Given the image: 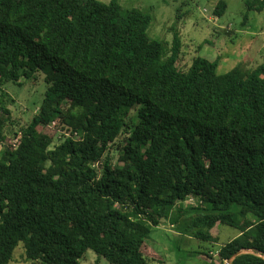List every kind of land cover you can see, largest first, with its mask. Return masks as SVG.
I'll return each instance as SVG.
<instances>
[{
	"label": "trees",
	"instance_id": "trees-1",
	"mask_svg": "<svg viewBox=\"0 0 264 264\" xmlns=\"http://www.w3.org/2000/svg\"><path fill=\"white\" fill-rule=\"evenodd\" d=\"M246 6L264 12V0ZM226 8L219 0L213 13ZM152 19L118 0H0V83L37 72L46 83L14 143L0 98V264L20 243L38 264H81L87 250L111 264H163L148 243L161 219L208 243L215 226L237 229L201 253L210 264H264V51L252 70L217 74V59L197 56L183 71L179 33L170 46L151 38Z\"/></svg>",
	"mask_w": 264,
	"mask_h": 264
},
{
	"label": "rangeland",
	"instance_id": "rangeland-1",
	"mask_svg": "<svg viewBox=\"0 0 264 264\" xmlns=\"http://www.w3.org/2000/svg\"><path fill=\"white\" fill-rule=\"evenodd\" d=\"M107 2L109 0H101ZM219 0H118L124 7H137L152 14L148 29L151 38L165 41L170 46L175 32L181 38V51L177 67L187 71L193 58L205 57L218 60L216 73L224 74L237 64L252 70L262 62L264 51V12L248 10L247 0H225L227 8L222 16L213 13ZM46 91L44 74L37 72L30 78L21 77L18 83H0V98L11 111V123L5 129L7 142L14 143V133L27 125L38 112ZM122 114L126 122L136 120V106H130ZM53 138V144L62 140V134L53 125L44 128ZM125 135L111 145L110 158L118 165L120 146ZM2 149V146H0ZM185 203H196V198L189 197ZM220 231V232H219ZM217 235L213 243L202 242L194 238L180 237L175 227L161 219L158 227L150 234L149 247L164 257L163 264H210L202 252L206 248L217 249L229 239L235 237L237 229L227 225L212 228ZM219 233V234H218ZM180 237V238H176ZM145 254L157 257L149 249ZM212 260L218 263L217 253ZM81 264H111L104 257H99L92 250H87L79 259ZM9 264H38L26 258L20 243L14 251Z\"/></svg>",
	"mask_w": 264,
	"mask_h": 264
},
{
	"label": "water",
	"instance_id": "water-1",
	"mask_svg": "<svg viewBox=\"0 0 264 264\" xmlns=\"http://www.w3.org/2000/svg\"><path fill=\"white\" fill-rule=\"evenodd\" d=\"M238 254H239V253H235L233 257H235V256L238 255ZM231 260H232V259L228 260L225 264H230V263H231Z\"/></svg>",
	"mask_w": 264,
	"mask_h": 264
}]
</instances>
